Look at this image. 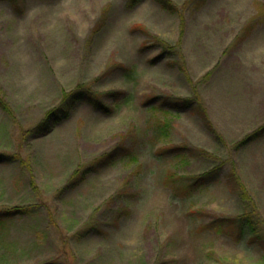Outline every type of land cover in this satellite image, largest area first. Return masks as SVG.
<instances>
[{
    "label": "rangeland",
    "instance_id": "1",
    "mask_svg": "<svg viewBox=\"0 0 264 264\" xmlns=\"http://www.w3.org/2000/svg\"><path fill=\"white\" fill-rule=\"evenodd\" d=\"M170 1L0 0V264H264V0Z\"/></svg>",
    "mask_w": 264,
    "mask_h": 264
},
{
    "label": "trees",
    "instance_id": "2",
    "mask_svg": "<svg viewBox=\"0 0 264 264\" xmlns=\"http://www.w3.org/2000/svg\"><path fill=\"white\" fill-rule=\"evenodd\" d=\"M135 1H139V0H135ZM156 2L158 4H160L163 8L168 9L169 11H177V8L174 6V4L170 1V0H156ZM120 101H128V98H123ZM165 102V101H164ZM164 102H162L161 104L163 105ZM80 103H92L94 106H101V100L99 98H96L92 92L90 91H81V92H71V93H67L64 95V99L61 103V105L53 110H51L50 112H48L47 117L40 122L37 127L33 130V132L36 134V136H42L45 135L46 133H48L56 124L61 123L62 121H64L68 116H70V113L72 112L73 108L75 106H77ZM167 105H171L169 104V102L167 103ZM162 110H164L165 113L167 114H173L174 111H176L178 114V110H174V106L173 108L168 107V108H164L163 106L160 107ZM168 123V121H167ZM167 123L165 125H167ZM262 135H264V126L260 127L256 133H254L251 136V139L254 137H261ZM5 157L3 156V154H0V162H4ZM16 213H25L23 210H3L0 211V223L3 224V221L5 219L10 218L11 216H13ZM246 229L248 230V232L253 235V236H257V232L255 230V227L251 224V220H249L247 222V224H245Z\"/></svg>",
    "mask_w": 264,
    "mask_h": 264
}]
</instances>
